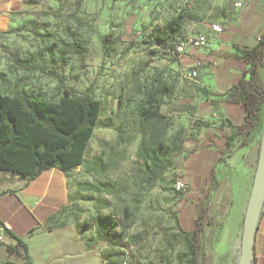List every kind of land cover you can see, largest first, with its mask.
<instances>
[{
	"label": "rangeland",
	"instance_id": "1",
	"mask_svg": "<svg viewBox=\"0 0 264 264\" xmlns=\"http://www.w3.org/2000/svg\"><path fill=\"white\" fill-rule=\"evenodd\" d=\"M9 4L0 5V94L56 102L70 94L68 88L102 104L85 158L100 167L101 174L85 167L62 174L57 170L59 186L53 184L33 214L30 210L19 211V218L6 214L12 224L18 219L23 224L42 220L25 242L32 264H108L110 259L114 264H189L186 234L199 208L207 211V221L217 218L210 207V192L217 187L213 168L204 183L201 166L191 164L188 170L183 160L207 148L199 137L209 132L213 115L207 112L212 103L202 91L200 69L185 62L192 53L179 57L176 48L187 36L208 35L212 24L223 28L233 0H11ZM179 18L182 23L175 30ZM77 46L81 54L66 52ZM191 69L199 72L196 83L184 78ZM151 88L161 89L160 114L171 123L169 138L180 143L172 165L156 183L149 182L147 169L137 158L145 124L143 96ZM178 170L186 183V177L192 181L185 193L174 189ZM15 177L19 176L0 172V196L7 195L2 204L14 203L11 196L27 181ZM82 184L109 185L113 192H85ZM125 206L130 214L123 217ZM108 215L124 223L111 240L99 237L94 221ZM119 236L122 239L115 244ZM201 243L200 264L240 262L241 251L219 258L208 252L206 258L210 243L206 238ZM46 249L53 253L52 259L42 258ZM66 255L81 258L64 260ZM0 264L25 261L0 248Z\"/></svg>",
	"mask_w": 264,
	"mask_h": 264
},
{
	"label": "trees",
	"instance_id": "2",
	"mask_svg": "<svg viewBox=\"0 0 264 264\" xmlns=\"http://www.w3.org/2000/svg\"><path fill=\"white\" fill-rule=\"evenodd\" d=\"M181 23L182 18L177 19L174 29H178ZM66 52L79 55L83 51L77 46ZM244 60L249 66L244 77L249 76V79L241 80L234 92L237 101L244 106L246 116L228 142L227 153L233 150L235 138L246 146L261 129L264 88L259 70L264 66V38L253 50L244 53ZM65 90L70 94L56 102L20 93L0 94V172L18 175L26 182L34 181L53 169L66 173L85 167L89 173L101 174L102 169L93 163H86L85 158L102 113V104L88 95L76 96L73 89ZM160 92L159 88H151L143 96L142 116L145 124L137 158L146 167L150 183L159 181L172 165V155L180 150L178 139L169 138L171 123H165L160 114ZM80 189L106 195L113 192L109 185L82 184ZM102 208H107L105 203ZM206 213L205 210L200 211L193 230L186 234L189 264H200L201 242L205 227L209 224ZM129 214L130 208L125 206L122 215L125 217ZM94 221L99 237L108 240L113 238L118 228L124 227L123 222H118L111 215ZM122 230L124 232V228ZM121 239L119 236L115 244ZM7 252L21 256L25 264H32L28 246L21 240L15 247H7ZM108 264H114L113 260H108Z\"/></svg>",
	"mask_w": 264,
	"mask_h": 264
},
{
	"label": "crops",
	"instance_id": "3",
	"mask_svg": "<svg viewBox=\"0 0 264 264\" xmlns=\"http://www.w3.org/2000/svg\"><path fill=\"white\" fill-rule=\"evenodd\" d=\"M235 1L233 0L228 18L222 21L223 33H215L209 28L208 39L212 48L200 51L190 50L189 54H192L185 60L189 66L200 69L202 91L212 103L207 110L213 115L212 126L206 135L199 137L200 143L206 144L207 148L196 151L192 156L183 160L188 170L191 164L201 166L204 183L207 172L213 168L212 180L217 190L213 189L210 192V207L214 217L217 218H212L205 228L204 238L210 243L209 249L205 250L206 258L210 253L219 258L231 257L232 254H229V251L236 253L241 251L245 218L258 170L264 136L263 128L251 137L246 146L241 145L238 138H235L232 143L233 150L227 153L228 142L238 127L242 125L246 116L245 108L237 101V95L234 92L241 80L249 79V76L244 77V72L249 69L244 60V53L253 50L264 38V0H244L245 5L241 10L234 8ZM10 2L11 0H0V5L10 6ZM259 78L264 88V66L259 70ZM56 171L57 169H53L44 172L34 181H25L11 196L15 200L14 203L2 204L7 195L0 196V220L2 224L7 223L13 229L6 243L0 248L7 252V247H15L19 240L27 243L28 235L37 227L36 224H42V220L38 218L30 224H23L22 219L12 224L6 220V217H18V212L22 210H30L33 214L34 210L48 198L53 184L59 186L60 177L55 175ZM57 172L62 174L60 171ZM15 179L18 182L21 181L19 177ZM186 181L193 186L190 184L192 181L190 182L187 177ZM24 185L26 186L23 188ZM198 205L200 207V204ZM1 211H4L5 215ZM200 211L199 208L198 214ZM198 214L192 222L190 232L194 228ZM42 254V258L46 260L53 258V253L49 249L43 250ZM254 254V264H264V205L255 235ZM68 257L66 255L64 260ZM77 258L81 257L78 255L69 257L72 261ZM46 263L51 264V261Z\"/></svg>",
	"mask_w": 264,
	"mask_h": 264
},
{
	"label": "water",
	"instance_id": "4",
	"mask_svg": "<svg viewBox=\"0 0 264 264\" xmlns=\"http://www.w3.org/2000/svg\"><path fill=\"white\" fill-rule=\"evenodd\" d=\"M264 205V136L260 150V160L255 182L250 196L245 225L243 242L240 252L239 264L255 263V235L258 229V221Z\"/></svg>",
	"mask_w": 264,
	"mask_h": 264
},
{
	"label": "built area",
	"instance_id": "5",
	"mask_svg": "<svg viewBox=\"0 0 264 264\" xmlns=\"http://www.w3.org/2000/svg\"><path fill=\"white\" fill-rule=\"evenodd\" d=\"M245 3L244 0H236L234 2V8L236 10L243 9ZM205 24V23H204ZM210 28L213 32L221 34L223 28L219 25L212 24ZM212 48V44L208 39V35L205 33H196L191 36H187L176 48V53L179 57L186 55L190 50H205ZM184 78L187 81L196 83L199 80V72L196 69L186 71ZM174 189L178 193H185L187 190V183L185 182V176L183 171L178 170L175 173ZM13 231L11 225L4 223L0 226V244H5L8 235Z\"/></svg>",
	"mask_w": 264,
	"mask_h": 264
},
{
	"label": "bare ground",
	"instance_id": "6",
	"mask_svg": "<svg viewBox=\"0 0 264 264\" xmlns=\"http://www.w3.org/2000/svg\"><path fill=\"white\" fill-rule=\"evenodd\" d=\"M238 262H239V260H238V259H236V260H235V262H234V264H237Z\"/></svg>",
	"mask_w": 264,
	"mask_h": 264
}]
</instances>
